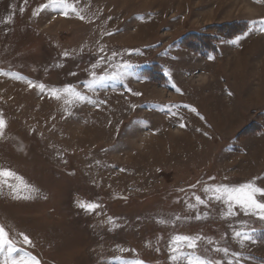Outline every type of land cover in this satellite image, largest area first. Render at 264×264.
<instances>
[{
    "label": "rangeland",
    "instance_id": "374dc122",
    "mask_svg": "<svg viewBox=\"0 0 264 264\" xmlns=\"http://www.w3.org/2000/svg\"><path fill=\"white\" fill-rule=\"evenodd\" d=\"M48 3L0 0V170L15 174L0 225L17 258L264 264V221L215 198L264 188V3L69 0L83 19ZM178 235L196 249L174 253Z\"/></svg>",
    "mask_w": 264,
    "mask_h": 264
},
{
    "label": "snow or ice",
    "instance_id": "6c2138e0",
    "mask_svg": "<svg viewBox=\"0 0 264 264\" xmlns=\"http://www.w3.org/2000/svg\"><path fill=\"white\" fill-rule=\"evenodd\" d=\"M257 3H264V0H256ZM56 8L63 12L65 16L68 15L69 11L77 12V9L69 3V0H50V3L45 4L43 8ZM43 8L41 10H43ZM77 15L79 16V13L77 12ZM80 19H83V16H79ZM262 27L260 28V31H264V21L261 22ZM126 68L129 66H125ZM114 79L116 77H113ZM31 83V82H29ZM175 87V85H173ZM41 90H43L44 86H39ZM65 92L69 94L76 95L80 100L86 99L83 95L80 93L74 92L73 89H65ZM177 91H180L177 88ZM57 99L60 98L59 94L56 91H53L52 93ZM139 95V93H137ZM192 111H196L195 109H192ZM6 127V122L0 116V137L4 135V129ZM181 128L185 127V125L181 124ZM0 177H15V174L9 171L0 170ZM215 192L222 195H217L215 198L217 200H224L228 206H229V215L232 214V206L233 204L238 205L241 207L246 213H251L252 215L258 216V218L262 221H264V200L257 199V196L264 197V188H260L255 186L252 183L244 185L241 189H228V188H217L215 189ZM197 201L199 203H203L202 200H200L199 197H197ZM81 208H84L86 210H94L98 207L96 204H87V203H81L79 205ZM199 219V217H197ZM23 236V242L27 245H32V241L29 238V236L20 234ZM236 237L243 241H253V237L248 233H241L236 232ZM200 239L199 237H191L187 235H178L175 236L172 242V251L180 252L181 249L179 245L181 243L185 244L188 248L195 250L197 247V241ZM23 251L22 248L16 247V241L10 238L9 232L5 230V228L0 225V254H3L5 256V259L3 260L2 264H40V261L32 256H20L17 258L15 255L18 252ZM217 251H221V249H217ZM225 255L228 254V249L225 248L222 250ZM172 259L175 261L177 260V256H173ZM187 264H219V262H213L210 260L202 259L199 256H186L185 257ZM139 264H142V262H139ZM229 264H234V262L230 261Z\"/></svg>",
    "mask_w": 264,
    "mask_h": 264
}]
</instances>
